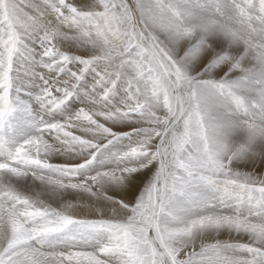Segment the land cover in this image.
Masks as SVG:
<instances>
[{
  "label": "snow or ice",
  "instance_id": "1",
  "mask_svg": "<svg viewBox=\"0 0 264 264\" xmlns=\"http://www.w3.org/2000/svg\"><path fill=\"white\" fill-rule=\"evenodd\" d=\"M0 264H264V0H0Z\"/></svg>",
  "mask_w": 264,
  "mask_h": 264
}]
</instances>
